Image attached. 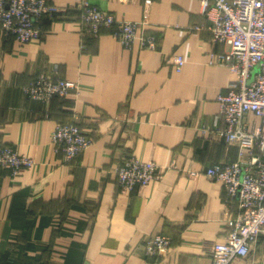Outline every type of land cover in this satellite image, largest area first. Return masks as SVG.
<instances>
[{
    "label": "crops",
    "instance_id": "crops-1",
    "mask_svg": "<svg viewBox=\"0 0 264 264\" xmlns=\"http://www.w3.org/2000/svg\"><path fill=\"white\" fill-rule=\"evenodd\" d=\"M88 1L118 20L143 19L141 3ZM50 2L60 12L40 20L39 42L0 32V147L36 162L16 176L0 168V264H211L237 206L225 210L222 185L204 170L235 162L240 150L208 136L217 96L235 76L215 64L227 47L193 29L208 25L199 1L154 0L142 31L157 37L155 51L128 50L110 29L82 36L74 1ZM41 75L77 82L79 94L28 99L23 89ZM66 122L92 139L69 164L52 143ZM130 156L168 169L126 192L113 170ZM156 234L172 240L164 256L147 253ZM234 264H264L261 241Z\"/></svg>",
    "mask_w": 264,
    "mask_h": 264
},
{
    "label": "built area",
    "instance_id": "built-area-1",
    "mask_svg": "<svg viewBox=\"0 0 264 264\" xmlns=\"http://www.w3.org/2000/svg\"><path fill=\"white\" fill-rule=\"evenodd\" d=\"M73 1L78 8L77 24L82 36H98L103 29H110V34L128 50L135 44L143 50H157V37L142 31L154 0H116L141 3L144 15L139 22L118 20L88 0ZM198 1L208 25L193 29L208 31L213 44L227 47L226 52L216 55L215 64L226 67L235 76L228 90L217 96L219 114L208 136L237 146L239 156L235 162L214 164L204 170L208 178L222 185L225 210L237 206L236 217L223 239L212 247L211 264H234L247 257L259 241L264 247V0ZM59 12L50 0H0V32L21 44L39 42L43 36L40 20ZM174 64L180 72L185 59L176 56ZM23 91L30 100H63L78 95L79 84L41 75ZM219 120L223 126L217 124ZM52 143L56 152L62 154L63 162L69 164L92 144V139L78 124L66 122L56 125ZM35 165L33 158L15 148L0 147V168L8 169L13 176L21 170H33ZM167 169L130 156L116 165L113 173L120 188L131 193L161 179ZM171 242L169 236L156 234L147 240V253L152 257L164 256Z\"/></svg>",
    "mask_w": 264,
    "mask_h": 264
},
{
    "label": "trees",
    "instance_id": "trees-1",
    "mask_svg": "<svg viewBox=\"0 0 264 264\" xmlns=\"http://www.w3.org/2000/svg\"><path fill=\"white\" fill-rule=\"evenodd\" d=\"M63 100H65V99H63Z\"/></svg>",
    "mask_w": 264,
    "mask_h": 264
}]
</instances>
